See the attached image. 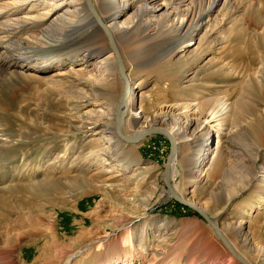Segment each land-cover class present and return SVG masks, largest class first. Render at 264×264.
Segmentation results:
<instances>
[{
  "label": "rangeland",
  "instance_id": "rangeland-1",
  "mask_svg": "<svg viewBox=\"0 0 264 264\" xmlns=\"http://www.w3.org/2000/svg\"><path fill=\"white\" fill-rule=\"evenodd\" d=\"M12 1L0 3L12 5ZM55 1L49 0V5ZM209 2L183 0L179 8L199 13ZM158 4L161 7L164 0ZM41 11L36 6L31 14ZM27 14V10L20 12L23 17ZM165 15L161 8L154 18L161 21ZM193 34L194 39L191 35L179 43L166 36L149 44L138 38L131 56L136 64L152 66L149 72L133 71L125 55L129 49L121 52L130 88L136 85L135 111L140 116L139 122L134 121L128 109L122 131L133 136L162 128L176 138L178 148L169 175L175 192L222 226L229 242L255 264L253 251L264 245V231L255 229L256 225L264 228V194L258 181L264 161V0H228ZM176 47L178 53L170 59ZM55 49L50 44L44 51L53 54ZM19 63L16 71L0 70V132L10 140L6 148L0 142V264H64L70 255L71 264L225 262L222 256L228 249L212 226L198 212L178 204L164 183L168 138L155 134L130 142L120 137L116 110L124 82L119 65L116 85L100 84L96 89L87 76L66 68H59L64 73L58 76L53 67L39 70L40 78H32L31 70L21 72L25 68ZM93 63L98 64L95 58L88 69ZM218 101L230 103V111L224 128L200 130H211L210 142L196 145L176 133L191 118L195 123L188 131L197 128ZM81 115L86 119L81 120ZM103 126L116 128L128 145L112 167L93 154L105 156L92 145L100 136L94 132ZM67 143H71L68 159L49 170L48 164L57 152L63 154ZM74 176L89 179L72 185ZM107 176L111 182L117 179V185L105 184ZM240 221L255 238L246 247L228 228ZM147 224L146 247H135V257H126L125 248L118 244L121 235L135 230L139 240ZM99 242H105V247L99 248ZM90 247L92 255L82 253ZM159 252L163 258L156 257Z\"/></svg>",
  "mask_w": 264,
  "mask_h": 264
},
{
  "label": "bare ground",
  "instance_id": "bare-ground-1",
  "mask_svg": "<svg viewBox=\"0 0 264 264\" xmlns=\"http://www.w3.org/2000/svg\"><path fill=\"white\" fill-rule=\"evenodd\" d=\"M95 1V3L97 4V8L95 7L92 0H70L69 2H60L59 0H57L51 5H49V0H14L12 1V5H4L0 3V70L2 72L16 71V66H18V62H20L22 64L21 66L25 68L21 72L31 70V73H29L28 76H31L33 78L34 76L39 77L37 74L39 70H50L53 67V69H57V71L55 70L53 72L56 74V76H58L64 73V71L62 72L58 69L66 68L67 72L73 74L77 73V75L79 74V76H87V82L90 81L95 86V88L96 85L100 84H104L106 86L110 85L113 88V86L116 85V65H122L121 58V63L118 59V54L120 56L121 52L129 49V53H125V55L133 71L135 70L140 72H149V68L152 67L136 64L132 59L131 53L135 51V43L138 38L144 39L146 44H149L152 41H158V38L161 36L169 37L176 43H179L180 40H182L183 42L188 41V36L191 35L193 36L192 39H194L193 32L195 31V29L203 28L209 22L211 15H213V13L216 12L222 6V4L226 3L228 0H210L209 4L202 11L199 10V13L193 8H189L187 10H182L181 8H179V5L183 0H164V7H162L163 5L161 7L159 6V0ZM176 4H178V6ZM36 6H40L42 11L40 12L41 14L33 15L31 13ZM1 8L4 9L2 10ZM161 8H164V12L166 15L163 17V19H161V21L159 20L156 22L154 17L157 11L161 10ZM25 10H27L28 14L23 17L20 15V12H23ZM124 13H126L127 15L124 19H121ZM8 17L13 18L8 19ZM70 43H72V49L68 50L69 48H71L69 47ZM50 44H55L56 47V52L53 54L48 51H44L46 50L47 46L49 47ZM38 48H40L44 53L36 51V49ZM177 48L179 47H176L172 51L170 59H172L178 53ZM93 58H95L98 64L93 63V67L91 69H88V66L91 64ZM40 59L43 60L39 61ZM56 60L57 63H60L57 66L54 65V62ZM117 61L118 64H116ZM78 64L82 65L80 69H76L75 67ZM122 67L124 74L122 73L120 67L118 69V72L121 71L124 82V84L121 83L122 92L119 96L121 97L120 101L122 99H125L126 102L122 105L118 114V116L120 115L121 117V125L122 122H126L124 120V114L126 111H128V109L131 110L130 114L133 115L134 121L139 122L137 118L140 117L138 116L137 111H135L138 99V95L136 94L134 89L136 85L132 89L130 88V76H128V74L126 73L125 67L123 65ZM113 90L115 91V89H112V93ZM127 103L128 105H126ZM229 104L230 103H227L226 101L216 102L213 110L208 114V116H205L206 118L200 124L197 123V128L192 131H188L190 126L192 127V125L195 123V121H193V118H191L187 123L188 126L184 128L178 127L176 133L178 132V134L186 140L197 142L196 145L201 146L206 141L210 142V136L212 135L211 130L219 127L224 128L223 121L230 111ZM116 111L118 112V109ZM103 113V116H107L109 114L107 113V111ZM87 115H90L88 117L92 119L91 112H89ZM79 118L81 120L86 119L85 115H81ZM108 118L106 120H108ZM109 126H103L101 127V130H98V132H94V134H99L100 136L94 138L95 140H99L95 141L92 145L94 147H97L98 151H103V154L105 155L99 156L100 152L96 150L98 153H93L95 154L94 156L96 157V159L100 158L104 161L105 164H109L112 167L116 162L120 161V150L125 151L128 145L120 139L115 131L116 128L112 129ZM205 126L212 128H210V131H202L201 133H199L200 130ZM197 134L199 135L197 136ZM4 137L5 135L0 132V142H2L3 147L5 146L6 148L10 140ZM102 138H104L105 140H102ZM70 147L71 143H67L62 151L63 154L57 152L54 159H52V161L48 164L49 170L51 169L52 171V168H50V166H52L53 164H61L68 159L71 150ZM197 151L200 153L201 147L198 148ZM258 151H260V148L258 149ZM129 153H131V151ZM263 163L261 175L258 177L262 194H264ZM83 167L84 166L81 165V168ZM122 169L127 170L129 169V167L122 165ZM103 172H106V170H104ZM81 173L84 176V172ZM250 178V180H252L253 177ZM80 179H87L88 181L89 178L74 176L72 177V185ZM105 179L109 181L105 184H109L111 186L117 185L115 182L117 179L113 178V180H115L113 182H111L112 180L110 181L111 178H109L108 176L105 177ZM253 179L255 180V178ZM103 182H105L104 179ZM135 183H137V181ZM84 192H86V189L83 190V193ZM147 226L149 225L147 224L140 230L141 235L139 237V240H136L137 231L126 230V232H123L118 244L121 248H125L126 257H128L129 255L131 258L135 257V247H137L138 249L146 247L144 236H147ZM218 226L232 248V250L227 248L228 253H224L222 256L225 259V262H219V264H245L244 262L252 264L249 263L245 259V257L238 252V250L235 248L236 243L232 242L233 244H231L229 242L228 237L224 234V231L222 229L223 227L219 224ZM228 228L232 229L231 231L236 235L240 243L245 245V247L246 245L253 244L255 242L254 236H251L249 232L250 229L244 225L243 221H240L239 223L228 224ZM255 229L259 230V233L263 234V226L256 225ZM104 245L105 242H99L98 247H105ZM93 252L94 249L92 250L91 247L86 248L82 251V253H87L88 255H92ZM253 252L256 254L255 259L257 260L255 264H264V245L258 244L255 248V251ZM163 255V252H159L156 254V257L163 258ZM219 255L221 257V254ZM71 260L72 255L68 257L64 264H71ZM120 263L124 264L122 261ZM130 264H132V262H130ZM161 264L170 263L165 261Z\"/></svg>",
  "mask_w": 264,
  "mask_h": 264
},
{
  "label": "water",
  "instance_id": "water-1",
  "mask_svg": "<svg viewBox=\"0 0 264 264\" xmlns=\"http://www.w3.org/2000/svg\"><path fill=\"white\" fill-rule=\"evenodd\" d=\"M118 59H119V61L121 63L119 54H118ZM120 68H121L122 73L124 74L123 69H122L123 67H122L121 64H120ZM125 102H126L125 99H122L120 101L119 105H118L117 130H118V133H119L120 137L122 139H124L125 141H130V142H135V141H138V140H141V139L145 138L146 136H149V135L152 136V135H155V134H161V135H163V136L168 138V140L170 141V152L168 154L167 162L165 164L164 183L167 186L169 193L171 194V196L173 197V199L176 202H178V203L182 204L183 206L189 207L192 210L198 212L212 226V228L214 229V231L216 232L218 237L227 246V248L232 250L230 244L228 243V241L226 240V238L222 234L218 224L202 208H200L197 204L191 203V202L185 200L183 197L179 196L175 192L174 188L172 187L169 175H170L172 160L174 159V156L176 155L177 148H178L175 138L167 130L162 129V128H151V129L144 130V131H141L139 133H136L133 136H126V135L123 134L122 125H121V117H120V115L118 116V114H119L120 108L122 107V105ZM244 263L248 264L246 262H244Z\"/></svg>",
  "mask_w": 264,
  "mask_h": 264
},
{
  "label": "trees",
  "instance_id": "trees-1",
  "mask_svg": "<svg viewBox=\"0 0 264 264\" xmlns=\"http://www.w3.org/2000/svg\"><path fill=\"white\" fill-rule=\"evenodd\" d=\"M178 203V202H177ZM178 204H180V203H178ZM189 209H191V208H189ZM192 210V209H191Z\"/></svg>",
  "mask_w": 264,
  "mask_h": 264
},
{
  "label": "built area",
  "instance_id": "built-area-1",
  "mask_svg": "<svg viewBox=\"0 0 264 264\" xmlns=\"http://www.w3.org/2000/svg\"><path fill=\"white\" fill-rule=\"evenodd\" d=\"M163 151V150H162Z\"/></svg>",
  "mask_w": 264,
  "mask_h": 264
}]
</instances>
